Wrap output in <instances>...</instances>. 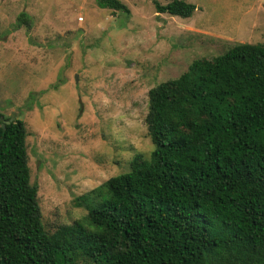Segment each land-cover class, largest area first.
Segmentation results:
<instances>
[{
	"label": "trees",
	"instance_id": "obj_1",
	"mask_svg": "<svg viewBox=\"0 0 264 264\" xmlns=\"http://www.w3.org/2000/svg\"><path fill=\"white\" fill-rule=\"evenodd\" d=\"M95 1L129 13L120 0ZM153 3L182 18L195 10ZM9 118L0 113V264H264L263 44L196 58L148 90L149 157L136 153L127 171L75 198L94 229H45L27 131Z\"/></svg>",
	"mask_w": 264,
	"mask_h": 264
},
{
	"label": "rangeland",
	"instance_id": "obj_2",
	"mask_svg": "<svg viewBox=\"0 0 264 264\" xmlns=\"http://www.w3.org/2000/svg\"><path fill=\"white\" fill-rule=\"evenodd\" d=\"M0 0V113L21 119L48 232L85 219L75 198L149 157L147 92L196 58L238 43L264 45V0H185L189 17L153 1ZM21 13L27 23H18ZM28 24V25H27ZM76 76V79H75Z\"/></svg>",
	"mask_w": 264,
	"mask_h": 264
},
{
	"label": "water",
	"instance_id": "obj_3",
	"mask_svg": "<svg viewBox=\"0 0 264 264\" xmlns=\"http://www.w3.org/2000/svg\"><path fill=\"white\" fill-rule=\"evenodd\" d=\"M75 79H76V76H75ZM14 118L13 117H10L8 120H5V122H10V121H12ZM2 126H4V123H3V125Z\"/></svg>",
	"mask_w": 264,
	"mask_h": 264
}]
</instances>
